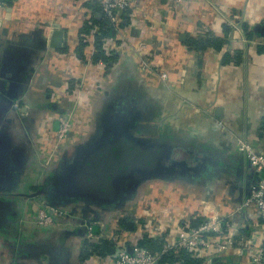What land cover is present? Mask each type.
<instances>
[{"label": "crops", "instance_id": "crops-1", "mask_svg": "<svg viewBox=\"0 0 264 264\" xmlns=\"http://www.w3.org/2000/svg\"><path fill=\"white\" fill-rule=\"evenodd\" d=\"M92 4H5L0 157L7 167H0V264H111L117 249H130L146 236L158 240L161 249L164 237L151 235L156 220L174 230L197 222L205 210L221 217L223 226L234 212V248L257 239L264 224L255 205L242 204L264 174L249 165L238 142L249 141L264 152V0L178 5L137 0L103 38L108 62L92 60L99 27L88 21L102 18ZM52 18L64 30L62 48L34 47ZM86 23L96 32L81 33ZM195 37L225 42L199 50L187 44ZM65 117L70 132L56 144ZM140 123L154 124L155 134L135 133L133 126ZM125 133L163 146V160L146 172L117 176L116 196L78 190L84 184L75 176L71 180L74 170L107 153ZM43 202L57 205L65 216L37 225ZM87 224L92 240L85 236ZM201 257L204 264H249L235 249Z\"/></svg>", "mask_w": 264, "mask_h": 264}, {"label": "built area", "instance_id": "built-area-1", "mask_svg": "<svg viewBox=\"0 0 264 264\" xmlns=\"http://www.w3.org/2000/svg\"><path fill=\"white\" fill-rule=\"evenodd\" d=\"M91 1L95 0H83ZM137 0H97L98 12L106 17L110 22L116 24L119 20L118 14L126 10L131 3ZM175 5L182 3L183 0H170ZM8 11L4 3L0 2V26L4 21L8 20ZM88 23H92L91 20ZM61 27L54 18L46 22L43 29V35L49 37L55 27ZM94 25H92L90 33H94ZM96 32V31H95ZM96 35V33H94ZM100 65H105L103 61H99ZM147 66V61H143V67ZM166 77L165 73L161 74ZM69 118H61L59 126L56 130L55 143L63 142L70 132ZM238 150L248 160V163L253 166L257 173H264V152L255 148L249 141L241 140L238 142ZM255 205L258 216L264 224V176L261 178L259 186L247 197L242 206ZM239 209V208H237ZM234 213V212H233ZM233 213H230V222L223 226L221 217L215 214L207 213L206 210L202 214V219L195 226H190L188 221L179 225L176 229L170 230L169 227H164L158 220L151 228V235L155 238L164 237L163 247L158 251H152L146 247L134 244L130 249L121 247L114 253L111 264H158L162 255L167 251L175 252L178 249H185L193 255H202L207 251L224 252L235 249L239 255L246 254L249 264H264V228L262 233L255 240L243 241V247H235V239L233 227L236 222L233 219ZM66 211L60 210L49 204L42 203L37 208L35 222L40 226H47L53 223L55 217L65 216ZM93 227L87 224L85 228L86 239L92 240ZM85 244L81 245L84 248ZM86 246V245H85Z\"/></svg>", "mask_w": 264, "mask_h": 264}, {"label": "water", "instance_id": "water-1", "mask_svg": "<svg viewBox=\"0 0 264 264\" xmlns=\"http://www.w3.org/2000/svg\"><path fill=\"white\" fill-rule=\"evenodd\" d=\"M43 29L44 27L40 29L39 42L33 46L51 49L62 48L64 30L56 26L49 37H45ZM3 32H6L5 29ZM2 83L3 80H0V84ZM155 128L156 126L150 123H140L133 126V130L138 135H153ZM113 142L107 147V153L101 155L99 153L95 157L88 158L87 163H82L80 170H74L71 180L75 176L79 182L84 184L80 185L81 189L77 188L78 190L86 191L88 189L87 192H92L96 196H116L119 183L117 176H131L139 170L146 172L152 167H156L159 160H163L162 154L165 153L163 146L155 144L151 139L148 143L149 140L138 138L132 133H125L120 139L115 138ZM121 145L124 146V150L121 149ZM47 203L50 206L58 207L53 203Z\"/></svg>", "mask_w": 264, "mask_h": 264}, {"label": "trees", "instance_id": "trees-1", "mask_svg": "<svg viewBox=\"0 0 264 264\" xmlns=\"http://www.w3.org/2000/svg\"><path fill=\"white\" fill-rule=\"evenodd\" d=\"M12 0H0V2L10 5ZM92 8L94 11H98L99 7L97 5V0H95L92 4ZM91 21L98 25L99 31L96 33L95 36V52L92 56V60L96 62L97 60L101 59L105 62L109 61V57L105 55L104 49H103V38H106L110 36L111 31L113 29V23L110 22L106 17L102 15V18H96L95 15L92 16ZM243 29L246 31V35L248 38L252 37L254 34L253 31H247V25L243 24ZM91 26L86 23L81 27L80 32L87 35H90ZM229 28L226 27L225 31H228ZM225 42V39L223 38H203V37H195V38H189L187 40V44L194 48V49H205L208 46H214L216 48H219L223 45ZM80 47H83L85 42L81 41ZM264 127V122H263ZM202 217L196 222V221H190L187 224L190 226L197 225ZM137 245L146 247L152 251H158L160 250L161 244L158 243V240L153 239L152 237H143L141 240L138 241ZM93 251H104L105 246L101 248V246H93ZM181 260V264H204L202 257L200 255H193L191 252L186 251L185 249H178L176 250V253L173 251H167L164 253L158 262V264H173L174 261Z\"/></svg>", "mask_w": 264, "mask_h": 264}, {"label": "rangeland", "instance_id": "rangeland-1", "mask_svg": "<svg viewBox=\"0 0 264 264\" xmlns=\"http://www.w3.org/2000/svg\"><path fill=\"white\" fill-rule=\"evenodd\" d=\"M1 109V108H0ZM1 130H3V128H2V125H0V131ZM69 134V133H68ZM68 136V135H67ZM0 138H2L3 140H4V134L3 133H0ZM56 139V138H55ZM54 139V141H56ZM54 145H55V143H54ZM3 158L2 157H0V167H7V163H1V160H2ZM250 165V164H249ZM251 167H253L252 165H250ZM262 174H264V173H262ZM46 203V202H45ZM46 204H48V203H46ZM37 212V211H36Z\"/></svg>", "mask_w": 264, "mask_h": 264}]
</instances>
